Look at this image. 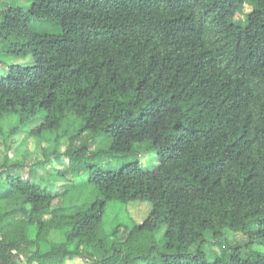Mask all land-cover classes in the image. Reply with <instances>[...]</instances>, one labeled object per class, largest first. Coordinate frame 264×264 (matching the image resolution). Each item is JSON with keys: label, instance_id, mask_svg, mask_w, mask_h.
<instances>
[{"label": "trees", "instance_id": "obj_1", "mask_svg": "<svg viewBox=\"0 0 264 264\" xmlns=\"http://www.w3.org/2000/svg\"><path fill=\"white\" fill-rule=\"evenodd\" d=\"M18 1L0 0V135L43 112L45 160L0 161V264H264V0ZM100 141L117 169L86 156ZM137 202L142 222L107 230Z\"/></svg>", "mask_w": 264, "mask_h": 264}, {"label": "rangeland", "instance_id": "obj_2", "mask_svg": "<svg viewBox=\"0 0 264 264\" xmlns=\"http://www.w3.org/2000/svg\"><path fill=\"white\" fill-rule=\"evenodd\" d=\"M8 1L14 2L15 0H8ZM25 3H28V1L21 0L17 2V4H25ZM249 9L250 7L246 6V11H248ZM9 62L18 63L20 65H31L33 63V59L31 57H27V58H19L15 61L13 58H6L5 63H9ZM43 116L44 113L39 112V117L36 118V120H33L29 124V126H27V129L19 134H11L6 136L5 134L0 135V161H2L3 156L5 154H8L13 159L27 158L28 160L31 159L33 162L34 161L39 162L45 160L44 152H43V143L41 142V140L37 139L36 137L29 135L30 131L34 127L38 126L40 122L43 120L42 119ZM11 122H12L11 123L12 126L17 121L14 120ZM87 138L88 136H84L85 140H87ZM6 145L8 146V149H6ZM106 148H107V143L104 141H100L94 144L93 146H90L89 151L86 152V156L89 157V159L94 160L96 165L99 167H102L104 169H117L124 162V158L122 156L107 157L104 152L95 153V156L91 155V152L102 151ZM53 163L55 167L56 166L62 167L61 165H58L54 161ZM158 164H159V158L154 150H147L143 152L139 157V165L144 170H152L155 167H157ZM44 170L45 169L43 168V171ZM60 202H61V198H58V203ZM127 209L128 210L126 214L124 213V210H121L120 204L118 203L109 204L104 221L105 227L107 228L108 231L112 229L113 225L117 223V221H122L121 218L127 219L128 214L132 216L133 220H135L136 222L139 223L142 222L150 211V205L148 202L130 203ZM241 234L242 233L236 235L233 231L228 230L225 235V238H227L229 241L236 242L240 240L242 236ZM60 237H61L60 232L58 231L53 232L52 238L59 239ZM208 240L200 245H195L192 248V250L197 251L199 249H204L207 256H209L210 259H213L214 254L216 252L219 251L221 252V247H220L221 245L220 244H219L220 246L216 244L213 245V243L210 242V239ZM23 258L22 260H24ZM67 264H90V263L74 258L71 261H68Z\"/></svg>", "mask_w": 264, "mask_h": 264}]
</instances>
